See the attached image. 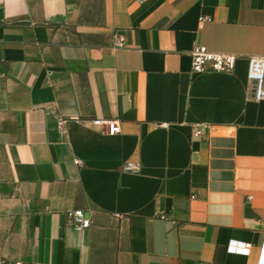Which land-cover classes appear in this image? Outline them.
I'll return each mask as SVG.
<instances>
[{
	"label": "crops",
	"instance_id": "1",
	"mask_svg": "<svg viewBox=\"0 0 264 264\" xmlns=\"http://www.w3.org/2000/svg\"><path fill=\"white\" fill-rule=\"evenodd\" d=\"M260 54L264 0H0V264H258Z\"/></svg>",
	"mask_w": 264,
	"mask_h": 264
},
{
	"label": "built area",
	"instance_id": "2",
	"mask_svg": "<svg viewBox=\"0 0 264 264\" xmlns=\"http://www.w3.org/2000/svg\"><path fill=\"white\" fill-rule=\"evenodd\" d=\"M116 47L124 45V38L117 36L114 39ZM240 55L231 52L210 51L205 46L196 45L191 52V69L194 72L217 71L230 72L233 70ZM247 79L253 84V98L255 101L264 100V55H249L247 56ZM94 124L106 125L107 133L110 135L120 131V126L117 120L101 121L93 120ZM162 123L161 126H166ZM197 130L196 133H200ZM128 169H133L135 166L132 163L126 165ZM75 227L83 229L88 227L90 221L84 216L81 209H77L71 213ZM250 243H246L245 247L249 248ZM258 264H264V238L260 246V254Z\"/></svg>",
	"mask_w": 264,
	"mask_h": 264
}]
</instances>
